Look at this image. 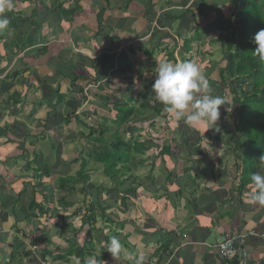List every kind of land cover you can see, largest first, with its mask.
I'll list each match as a JSON object with an SVG mask.
<instances>
[{
  "label": "crops",
  "instance_id": "crops-1",
  "mask_svg": "<svg viewBox=\"0 0 264 264\" xmlns=\"http://www.w3.org/2000/svg\"><path fill=\"white\" fill-rule=\"evenodd\" d=\"M196 1L41 0L40 2L37 0L26 2L14 0V9L7 12H12L14 17L19 14L24 18L29 17L35 13L32 11L42 4L48 12L52 11L50 21L60 20V22L54 29L55 34H52L53 30L46 24L42 25L39 35L44 40L43 44L27 48L23 53L16 54V45L12 42L0 43V70H5L0 74V81L3 82V78L10 71L20 72L32 66V70L41 79L57 77L52 88L59 85L61 93L70 94L66 95V102L74 99V94L70 93L73 90L70 88L71 83L68 79L72 77L78 78L74 83L78 87L96 81L95 85L99 88H93L90 97L88 96L89 101L96 106H102L103 102L108 100H122L127 93L131 92H128L131 84L141 83L143 82L141 80H144V83L152 86L156 78L157 65L163 60L171 61L168 54L179 61V51L176 52L175 48L182 42L178 41L176 33L181 34L182 37L192 35V38L195 36L193 32L197 26L203 27L215 18L214 12H211L213 9H220L224 17L228 15L229 0H204L202 12L193 5ZM72 9H75L74 13ZM188 11L195 14V23L191 22L189 13L170 23V19L177 18ZM198 11L202 15H199ZM184 25L187 29L180 30L179 28ZM13 31L12 28L4 30L5 35L10 39ZM194 44L197 42L193 41ZM5 45L10 46L3 51ZM36 48L39 50L45 48V55L42 57L39 53L32 54ZM102 59L103 62H100ZM100 63L104 75L98 73ZM5 83H11L13 87L0 100H5L12 92L21 94L24 89L27 90L25 96L21 98L20 106L16 107L18 111L14 114L11 112L3 114L2 111L0 114V129L10 126L11 131L20 136L15 138L6 135L10 148L13 149L22 143L25 133L31 136L41 133V125L49 110L45 107H37L40 91L33 89V79L27 76L26 72L15 78H9ZM134 94L135 91L130 95ZM0 106H2L1 103ZM83 131H87L85 127L78 120H73L61 131L64 134L69 132V138L66 141H63L65 137L58 135L56 130H48L45 131L42 139L39 138L33 143L38 156L53 168L50 169L48 177L40 176L39 166L36 167L35 163L30 164L28 168L25 167L26 162L32 163L31 155H25L23 161L16 159L3 161V158L8 157V149L6 146L3 147L4 141L0 142V146L3 147L0 149V264H5L12 252V247L18 251L19 245L25 249L30 247L40 235L36 232L37 230L49 240L51 245L46 249L53 257L67 255L73 244H76L77 248L86 245V253L91 255L87 256L82 252L81 259L85 262L84 264H88L92 258L95 259L96 264L105 261L109 253L104 249L108 243L107 239L116 235L123 245V251L116 264H134L128 253L136 255L141 251L146 253L145 264H220L215 245L220 241L221 235L244 234L255 228L263 232L259 234L264 236V206L252 203L243 192L241 198L245 204L240 206V210L236 206V199L230 198L235 196L234 189L238 184L236 177L240 174L235 166L240 163H235L231 157L226 159L227 163H231L229 169L233 171L222 175L221 182L216 180L217 169L226 170L227 163L225 165L223 163L226 157L223 153L225 147L222 144L223 149L218 151L221 153L216 157L212 156L216 145L209 152L210 171L197 180L198 190L196 189L194 193L188 190L184 195L182 194L184 198L189 197L192 200H198V197L202 195L210 200L214 199L216 204L211 207L210 213L202 214L198 212V209L191 208V215H185L182 200L176 210L165 205V194L175 193L176 188L164 180L160 182L161 199L158 197L154 201L155 196L147 193L145 189H138V199L143 196L147 200L144 199L143 202L137 200V209H131L126 214L120 211L119 207L118 209L115 206L108 207L104 189L99 196L104 212L100 213V206H95L92 215L94 221L89 222L90 216L86 213V208L92 205L93 198L90 196L93 193L92 189H88V185L109 186L100 171L90 173L89 182L83 186L82 183H75L79 186L77 187L79 191L76 193L72 194L58 187V178H75L79 170L80 153L83 157L84 153L87 154L92 149L91 144L84 138L80 139L90 144L89 151H86L87 148L79 142H75L78 138L76 134ZM71 134L75 136L70 140ZM54 144L55 147L60 145V160L63 162H61L63 165L60 164L58 167L53 166L55 157L50 145L54 146ZM67 147L68 149L64 150ZM218 162L220 167H217ZM57 172H61V177ZM231 175L234 176L229 181ZM181 183L180 181L179 184ZM231 183H234V186L229 185ZM147 188L151 190L152 187ZM34 193L37 195V201L41 202L42 208L47 211L43 216L36 215V218L29 217L30 213L25 211ZM43 196H46V200L42 199ZM206 206L203 205V207ZM78 208H81V214L67 220V217ZM177 211L181 212L180 217L173 215ZM57 215L66 218L57 220ZM128 234H131V237L128 238ZM257 237L253 239H259L260 242L246 239L243 251L252 258L254 255L263 254L264 261V238ZM163 242L164 247H161ZM152 252L160 253V258L158 259L155 255L148 258ZM66 259L69 264L72 261H77L79 264L78 257L74 253Z\"/></svg>",
  "mask_w": 264,
  "mask_h": 264
},
{
  "label": "trees",
  "instance_id": "trees-1",
  "mask_svg": "<svg viewBox=\"0 0 264 264\" xmlns=\"http://www.w3.org/2000/svg\"><path fill=\"white\" fill-rule=\"evenodd\" d=\"M25 1L36 2L37 0ZM193 5L201 11L204 0H197ZM228 5L237 7V10L235 9V12H232L233 19L229 15L224 17L220 9H213L211 12H214L215 18L203 27L197 26L193 32L195 36L192 38V35L182 37L179 33L175 34L179 39L178 41L182 42V47L178 52V60H192L195 62L200 55H211L208 49H203V52L199 53L202 38L212 31L219 32L217 42L220 44V59L218 61L208 60L206 64L202 63L204 64L203 67H200L209 80V84L213 89L212 94L223 97L225 101V106L222 105L220 108V119L214 128L205 131L204 126L193 127L186 124L184 120L176 121L172 114L167 112L165 105L153 99L152 86L144 83V80H141L143 81L141 83L131 84L128 88V92H131L127 93L124 99L108 100L103 102L102 106H96L88 98L93 92V88H99L98 85H95L96 81L78 87V85H74L78 78H68L71 83L70 88L73 90L70 93L74 94V99L66 102V95L69 96L70 94L61 93L59 85L52 88L57 77L41 79L35 74L31 66L20 70V72L10 71L3 78V82L0 81V98L8 94L13 87V84H6L5 81L26 72L27 76L33 79V89L40 91V100L37 107H45L49 112L46 113V118L41 125V133L37 136L25 133L22 143L13 149L10 148V142L7 141L6 135L15 138L20 136L11 131L10 126L3 128V130L0 129V142L4 141L3 147L6 146L8 149V157L2 160L16 159L23 161L25 155H31L33 161L32 163L24 162L25 167L28 168L30 164L35 163L36 167L39 166L40 176L48 177L53 168L49 167L38 156L33 143L39 138L42 139L45 131L48 130H56L58 135L65 137L66 134L61 132L63 127H67L73 120H78L87 131L85 135L84 132H81L77 133L76 136L90 141L92 149L89 153H84L83 157V154L80 153V160L78 159L80 161H78L79 170L75 178H58V187L61 190H67L69 193H76L79 191V188H77L79 186L76 184L82 183V186L87 184L90 180V173L100 171L109 186L88 185V189H92L93 195L90 197L93 198V201L92 205L87 206L86 213L90 216L89 222L93 223L94 207L100 206V213L104 212V206L99 202L100 193L104 189L108 207L115 206L117 209L119 207L120 211L126 214L131 209H137V200H142L141 202L144 199L147 200L143 196L138 199V189H145L148 191L147 193L158 196L160 182H164V180L170 183V186L174 185L173 187L176 188L175 193H166L165 190V205L176 210L182 200L184 204L182 209L186 212L185 215H191V208L198 209V212L202 214L205 212L210 213L211 207L216 204L214 199L210 200L202 195L198 197V200H192L189 197L184 198L183 195L185 191L191 190V193H194L196 189L198 190L197 180L210 171L211 157L209 152L214 145L222 144L225 147L224 155L231 157L235 163H240L235 166L236 170L239 169L240 171L239 176L236 177L238 184L234 189L235 196L230 197L232 200L236 199V206L240 209V206L245 204L241 198L243 192L250 200L253 190L250 181L251 174L264 172V61H261L252 52L255 48L254 35L260 29H264V0H229ZM200 11H198L199 15H202V11ZM32 12L35 13L26 18L20 14L14 17L12 12L5 14L10 20L8 29L12 28L14 31L11 39L5 35L4 31L0 32V43H14L16 54L23 53L27 48L43 44L44 40L39 35L42 25L46 24L49 29H52V34H55L54 29L59 26L60 20L50 21L52 11L48 12L42 4L38 5V9L36 7ZM72 12L74 13L75 9H72ZM186 13L191 14L190 20L195 23V14L192 11L184 12L181 16L170 19V23L175 22ZM31 28L34 29L31 30ZM179 29L185 30L187 28L184 25ZM193 41H196L197 44L193 45ZM9 46L5 45L3 51ZM36 49L32 54L39 53L42 54V57L45 55V48ZM168 57L171 61L176 62L172 55L168 54ZM100 62H103V59ZM219 63L220 68H218ZM4 71V69L0 70V74ZM98 73H104L101 63ZM209 76L212 79H209ZM134 91L135 94L131 96L130 94ZM26 92V89L21 94L12 92L5 100H0L2 104L0 114L2 111L3 114H6V112L14 114L15 111H18L16 107L20 106L21 98L25 96ZM147 112L149 113L146 114ZM224 120L233 122L232 130L222 128L224 127L222 122ZM157 123L158 128L156 127ZM67 134L66 139L69 138V133ZM51 135L54 134L51 133ZM74 136V134H71L70 140L74 139ZM59 146L50 145L55 157L54 167H58L63 163L60 160ZM1 147L2 145L0 149ZM218 164L219 162L217 167H220ZM146 168H148V171ZM138 169H143L146 172V175L144 173L142 177L144 181L136 174ZM57 173L61 177V172ZM225 173L226 170L217 169L216 175L218 177L216 180L219 181ZM180 181L182 182L181 185L179 184ZM148 186L152 187L151 190L147 188ZM36 196L34 193L26 210L24 208L28 214L30 213L29 217L32 218H36V215L43 216L47 212L42 208L41 202L37 201ZM42 199L46 200V196H43ZM159 199H161V196H159ZM203 205L207 206L203 207ZM81 212V208H78L67 217V220L81 214ZM65 218L57 215V220H65ZM139 226L141 225L139 224ZM36 232L40 235L32 242V245L41 247L38 257L31 254L29 247L25 249L22 245H19V251L12 247V252L5 264H39L40 260L46 258L50 260L47 262L48 264L60 261L66 263L68 261L66 258L69 259L73 253L78 257L79 264L85 263L81 259V254L82 252L83 254L86 253V245L77 248L76 244H73L67 255L53 257L51 252L46 249L51 245L49 240L39 230ZM129 237H131V234H128ZM107 240L109 243L111 238ZM247 240L255 239L248 238ZM167 241L166 239V243ZM161 247H164V242L161 243ZM86 255H91V253H86ZM154 255L158 259L160 258V253L154 254V252L150 253L148 258ZM262 256L263 254L254 255L253 258L248 256V259H250L248 264H264ZM24 260L26 261L24 262ZM220 264H239V260L237 258H233L230 262L222 260Z\"/></svg>",
  "mask_w": 264,
  "mask_h": 264
},
{
  "label": "clouds",
  "instance_id": "clouds-1",
  "mask_svg": "<svg viewBox=\"0 0 264 264\" xmlns=\"http://www.w3.org/2000/svg\"><path fill=\"white\" fill-rule=\"evenodd\" d=\"M14 7V0H0V32L8 29L10 20L5 13L13 10ZM253 42L255 44L253 54L264 61V29H260L254 35ZM155 74L156 78L152 85L153 99L165 105L167 112L171 113L176 121L184 120L186 124L193 127L204 126L205 131L216 126L221 116L220 108L225 105V101L223 97L212 94L213 89L209 84V80L196 62L192 60L176 62L163 60L157 65ZM250 181L253 186L250 201L264 206V172L252 173ZM251 231L263 233L253 228L237 236H244L245 242L246 239H251L248 236ZM224 235H221V238ZM29 248L31 254L38 257L41 247L31 245ZM104 249L113 258H119L123 251V245L117 237H112L110 243H107ZM128 256L134 261V264H145L146 253L143 251L136 255L128 253ZM49 261L46 258L40 260L39 264L41 262L48 264ZM88 264H96L95 259H90Z\"/></svg>",
  "mask_w": 264,
  "mask_h": 264
},
{
  "label": "rangeland",
  "instance_id": "rangeland-1",
  "mask_svg": "<svg viewBox=\"0 0 264 264\" xmlns=\"http://www.w3.org/2000/svg\"><path fill=\"white\" fill-rule=\"evenodd\" d=\"M235 9L237 10V7H235V6H229V10H228V15H229V17L231 16L232 17V19H233V16H232V12H235ZM234 10V11H233ZM227 16V15H226ZM230 17V18H231ZM219 32H217V31H212L211 33H209L208 35H206L204 38H202V40H201V45H200V50H199V53L201 54L203 51V49H208L209 51H210V53H211V55H209V56H207V55H204V56H201L200 55V57H197L196 58V60H195V62L198 64V66L199 67H203L204 66V64H202V63H205L206 64V62H208V60L210 61V60H215V61H218L219 59H220V56H219V48H220V44L217 42V34H218ZM181 44V43H180ZM181 47H182V44L180 45V46H178L177 48H175V49H177L176 50V52H178L180 49H181ZM196 48V47H195ZM202 51V52H201ZM205 52V51H204ZM220 63H219V67L218 68H220ZM203 71V70H202ZM209 79H212L211 78V76H209ZM138 90V89H137ZM137 100H138V98H136ZM227 105V104H226ZM225 106V105H224ZM149 112H147L146 114H148ZM223 122V125H224V127H222V128H227V130H229V129H233V122H231L230 120H224V121H222ZM156 127L158 128V123H157V125H156ZM83 132H85V131H83ZM69 133V132H68ZM68 136V134H66L65 135V139L63 140V141H66V137ZM68 142H71V141H68ZM75 142H79L82 146H84V147H86L87 149H86V151H89L90 149H89V147H90V144H87L84 140H82V139H80V138H78L77 140H75ZM89 143H90V141H88ZM65 144H67V142H65ZM83 147V148H84ZM68 149V147L66 148V149H64V150H67ZM80 149V148H79ZM223 149V147H222V145L221 144H217L215 147H214V149H213V153H212V156L213 157H216L219 153H221V152H218L219 150H222ZM223 154V153H222ZM222 154H220V155H222ZM219 155V156H220ZM223 156V155H222ZM221 156V157H222ZM226 159H230V157L229 156H227L226 155V157L224 158V165L227 163L226 162ZM156 164H158V162H156ZM78 165V164H77ZM159 165V164H158ZM157 165V167H159ZM230 165H231V163H227L226 164V173L225 174H223V175H226L227 173H232V171H233V169H229L230 168ZM146 170L148 171V168H146ZM144 173H145V175H146V172L143 170V169H138V171H137V175L139 176V178H141V180L142 181H144L143 180V176H144ZM229 173V174H230ZM233 176L234 175H231L230 176V178L228 179L229 181L233 178ZM101 179V178H100ZM229 185H233L234 186V183H231V184H229ZM159 197V195L158 196H155L154 197V201L157 199ZM76 199V198H75ZM180 214H181V212H179V211H177V213L175 214V212L173 213V215L174 216H176V217H180ZM258 231V230H257ZM258 232H260V231H258ZM70 234V233H69ZM61 235V234H60ZM212 236H215V235H212ZM258 238V237H257ZM218 240V239H217ZM255 240H258L259 241V239H255ZM260 242V241H259ZM64 251V250H63ZM100 256V255H99ZM72 260H74V259H72ZM118 260V258H113L112 256H111V254H107V257H106V260L105 261H103V262H101V263H99V264H116V262H118L117 261ZM53 264H56V263H53ZM57 264H69L68 263V261L66 262V263H57ZM71 264H78V262L77 261H72V263Z\"/></svg>",
  "mask_w": 264,
  "mask_h": 264
},
{
  "label": "built area",
  "instance_id": "built-area-1",
  "mask_svg": "<svg viewBox=\"0 0 264 264\" xmlns=\"http://www.w3.org/2000/svg\"><path fill=\"white\" fill-rule=\"evenodd\" d=\"M248 236L251 238L256 236L264 238L263 235L254 231L249 232ZM243 244L244 236L231 234L224 235L215 247L218 256L217 259L219 261H231L233 258H237L239 260V264H246V254L242 249ZM41 264H45V262H41Z\"/></svg>",
  "mask_w": 264,
  "mask_h": 264
},
{
  "label": "bare ground",
  "instance_id": "bare-ground-1",
  "mask_svg": "<svg viewBox=\"0 0 264 264\" xmlns=\"http://www.w3.org/2000/svg\"><path fill=\"white\" fill-rule=\"evenodd\" d=\"M254 238H257V236L256 237H254ZM244 244H245V242H244ZM246 254V253H245ZM246 264H248V262H249V259H248V255L246 254Z\"/></svg>",
  "mask_w": 264,
  "mask_h": 264
}]
</instances>
